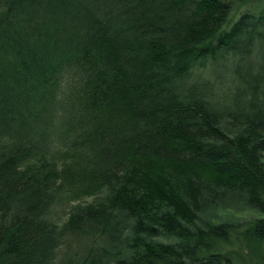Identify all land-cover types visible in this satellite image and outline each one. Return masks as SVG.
Returning a JSON list of instances; mask_svg holds the SVG:
<instances>
[{"label":"trees","instance_id":"1","mask_svg":"<svg viewBox=\"0 0 264 264\" xmlns=\"http://www.w3.org/2000/svg\"><path fill=\"white\" fill-rule=\"evenodd\" d=\"M260 1L0 0V264H264Z\"/></svg>","mask_w":264,"mask_h":264},{"label":"rangeland","instance_id":"2","mask_svg":"<svg viewBox=\"0 0 264 264\" xmlns=\"http://www.w3.org/2000/svg\"><path fill=\"white\" fill-rule=\"evenodd\" d=\"M263 5L264 0H261L259 3L256 4V7L255 5L253 7L259 8ZM74 202L76 201L71 202L69 200H63V202H59L53 207V214L60 217V215H62L66 211L68 206L73 204ZM211 215L213 218L220 220L241 222L258 216V213H255L254 211L250 210L241 203L223 202L218 208L213 209V213ZM78 242V240L71 239L69 242L71 246H66L64 253H66L68 256H71L72 253H78L81 250V248H78V246H76ZM60 261L63 264L65 262V257H63V259Z\"/></svg>","mask_w":264,"mask_h":264},{"label":"bare ground","instance_id":"3","mask_svg":"<svg viewBox=\"0 0 264 264\" xmlns=\"http://www.w3.org/2000/svg\"><path fill=\"white\" fill-rule=\"evenodd\" d=\"M57 199V198H56Z\"/></svg>","mask_w":264,"mask_h":264}]
</instances>
